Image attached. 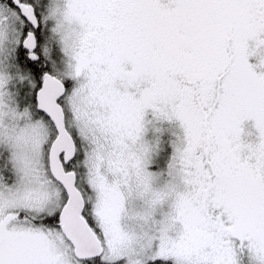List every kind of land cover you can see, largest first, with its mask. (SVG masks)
<instances>
[{
	"label": "snow or ice",
	"instance_id": "1",
	"mask_svg": "<svg viewBox=\"0 0 264 264\" xmlns=\"http://www.w3.org/2000/svg\"><path fill=\"white\" fill-rule=\"evenodd\" d=\"M0 264H264V0H0Z\"/></svg>",
	"mask_w": 264,
	"mask_h": 264
},
{
	"label": "trees",
	"instance_id": "2",
	"mask_svg": "<svg viewBox=\"0 0 264 264\" xmlns=\"http://www.w3.org/2000/svg\"><path fill=\"white\" fill-rule=\"evenodd\" d=\"M167 159L166 156H162L161 158V162H160V166L162 167L163 166V162Z\"/></svg>",
	"mask_w": 264,
	"mask_h": 264
},
{
	"label": "clouds",
	"instance_id": "3",
	"mask_svg": "<svg viewBox=\"0 0 264 264\" xmlns=\"http://www.w3.org/2000/svg\"><path fill=\"white\" fill-rule=\"evenodd\" d=\"M4 120H5V122L7 121V117L6 116L4 117Z\"/></svg>",
	"mask_w": 264,
	"mask_h": 264
}]
</instances>
